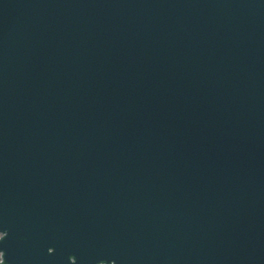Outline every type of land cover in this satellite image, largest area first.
<instances>
[{"label": "water", "instance_id": "1", "mask_svg": "<svg viewBox=\"0 0 264 264\" xmlns=\"http://www.w3.org/2000/svg\"><path fill=\"white\" fill-rule=\"evenodd\" d=\"M0 264H264V0H0Z\"/></svg>", "mask_w": 264, "mask_h": 264}]
</instances>
